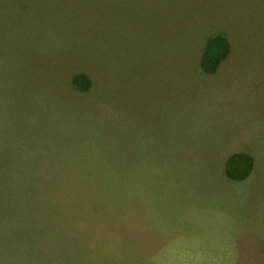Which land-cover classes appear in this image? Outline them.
I'll use <instances>...</instances> for the list:
<instances>
[{
    "label": "rangeland",
    "instance_id": "374dc122",
    "mask_svg": "<svg viewBox=\"0 0 264 264\" xmlns=\"http://www.w3.org/2000/svg\"><path fill=\"white\" fill-rule=\"evenodd\" d=\"M260 226L264 0H0V264H251Z\"/></svg>",
    "mask_w": 264,
    "mask_h": 264
},
{
    "label": "trees",
    "instance_id": "16d2710c",
    "mask_svg": "<svg viewBox=\"0 0 264 264\" xmlns=\"http://www.w3.org/2000/svg\"><path fill=\"white\" fill-rule=\"evenodd\" d=\"M231 52V45L228 39L222 35H216L209 39L201 58V65L204 72L214 75L221 64L228 58ZM73 86L79 92H89L92 88V81L89 76L80 74L74 77ZM254 169V159L244 153L231 155L225 164V173L229 180L242 182L247 180Z\"/></svg>",
    "mask_w": 264,
    "mask_h": 264
},
{
    "label": "crops",
    "instance_id": "0c3cea01",
    "mask_svg": "<svg viewBox=\"0 0 264 264\" xmlns=\"http://www.w3.org/2000/svg\"><path fill=\"white\" fill-rule=\"evenodd\" d=\"M225 175H226V173H225ZM249 224L250 223H248V225ZM247 231H248L247 234H249V236L254 237L253 239H251V241H249L251 249L254 250L255 252L259 251L258 254H260V256L258 258L259 263H258V261L256 263H254V261H253L254 259H252L251 264H264V248L259 247L261 242L264 243V227L260 226V229H258V230H253L252 228L251 229L248 228Z\"/></svg>",
    "mask_w": 264,
    "mask_h": 264
}]
</instances>
